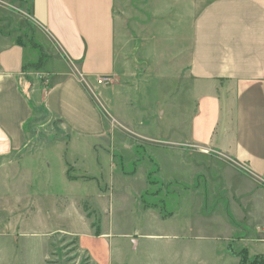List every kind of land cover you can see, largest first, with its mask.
I'll use <instances>...</instances> for the list:
<instances>
[{"label":"rangeland","instance_id":"374dc122","mask_svg":"<svg viewBox=\"0 0 264 264\" xmlns=\"http://www.w3.org/2000/svg\"><path fill=\"white\" fill-rule=\"evenodd\" d=\"M29 1L0 0V46L27 44L45 85L64 65L38 44ZM170 10L115 0L118 76L95 89L108 137L72 136L34 104L26 146L0 156V264H264V182L182 130L196 104Z\"/></svg>","mask_w":264,"mask_h":264},{"label":"crops","instance_id":"0c3cea01","mask_svg":"<svg viewBox=\"0 0 264 264\" xmlns=\"http://www.w3.org/2000/svg\"><path fill=\"white\" fill-rule=\"evenodd\" d=\"M151 1L172 9L178 31L172 64L196 104L182 129L187 139L232 159L244 182H264V0ZM29 2L38 44L64 67L38 84L28 70L37 59L27 56L28 45L17 38L0 46V156L26 146L39 101L72 136L100 140L110 131L95 76H118L115 0ZM244 182L237 179L235 192ZM253 190L257 205L264 191ZM258 240L264 256V236Z\"/></svg>","mask_w":264,"mask_h":264},{"label":"built area","instance_id":"2783aa9c","mask_svg":"<svg viewBox=\"0 0 264 264\" xmlns=\"http://www.w3.org/2000/svg\"><path fill=\"white\" fill-rule=\"evenodd\" d=\"M82 81L85 82L84 77H81ZM112 82V75H97L95 76V83L98 85H109Z\"/></svg>","mask_w":264,"mask_h":264},{"label":"trees","instance_id":"16d2710c","mask_svg":"<svg viewBox=\"0 0 264 264\" xmlns=\"http://www.w3.org/2000/svg\"><path fill=\"white\" fill-rule=\"evenodd\" d=\"M258 258H259V256H255L254 258H253V260H258Z\"/></svg>","mask_w":264,"mask_h":264}]
</instances>
